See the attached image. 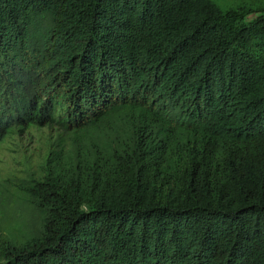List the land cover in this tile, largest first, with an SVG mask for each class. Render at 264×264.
<instances>
[{"label": "trees", "instance_id": "1", "mask_svg": "<svg viewBox=\"0 0 264 264\" xmlns=\"http://www.w3.org/2000/svg\"><path fill=\"white\" fill-rule=\"evenodd\" d=\"M255 13L0 0V138L32 123L72 136L30 184L39 233L0 247L3 264H264Z\"/></svg>", "mask_w": 264, "mask_h": 264}, {"label": "rangeland", "instance_id": "2", "mask_svg": "<svg viewBox=\"0 0 264 264\" xmlns=\"http://www.w3.org/2000/svg\"><path fill=\"white\" fill-rule=\"evenodd\" d=\"M226 12L239 15L237 24L251 21L264 0H213ZM254 12V13H253ZM26 89L28 86L25 84ZM71 133L57 123L8 127L0 138V247L20 243L40 231L41 214L28 192L32 180L41 179L48 153L69 151ZM4 261L0 260V264Z\"/></svg>", "mask_w": 264, "mask_h": 264}]
</instances>
